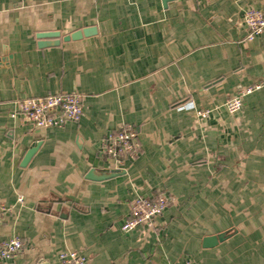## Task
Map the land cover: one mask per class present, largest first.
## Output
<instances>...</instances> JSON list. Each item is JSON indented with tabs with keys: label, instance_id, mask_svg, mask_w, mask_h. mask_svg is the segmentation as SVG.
Masks as SVG:
<instances>
[{
	"label": "crops",
	"instance_id": "crops-1",
	"mask_svg": "<svg viewBox=\"0 0 264 264\" xmlns=\"http://www.w3.org/2000/svg\"><path fill=\"white\" fill-rule=\"evenodd\" d=\"M248 8L264 0H0V242L24 241L0 264H61L62 250L88 264H264V86L225 107L264 82ZM44 31L60 42L40 47ZM71 91L79 122L11 117L23 98ZM124 124L139 152L115 169L102 145ZM161 192L155 223L123 231L134 198Z\"/></svg>",
	"mask_w": 264,
	"mask_h": 264
},
{
	"label": "built area",
	"instance_id": "built-area-1",
	"mask_svg": "<svg viewBox=\"0 0 264 264\" xmlns=\"http://www.w3.org/2000/svg\"><path fill=\"white\" fill-rule=\"evenodd\" d=\"M244 22L248 27L247 38L252 40L264 31V12L258 8H248L244 11ZM264 86L258 82L242 89L238 94L225 102L230 113L239 111L245 97ZM194 109L201 118L210 115L211 109L197 108L193 101L183 105ZM83 116V97L77 91L48 94L45 96L27 97L17 101V107L11 112V117H20L39 128L59 127L67 122H79ZM103 154L112 161L113 168H120L127 160H134L139 152L137 133L133 127L122 125L111 131L103 140ZM23 201V198H19ZM170 201V196L161 192L150 198L137 196L131 203L128 218L122 225V230L129 232L141 225H153L164 212ZM8 206L0 202V212H7ZM24 241L19 236H12L0 242V260H11L21 252ZM61 264H88V258L76 250H62L58 254ZM184 264H193L187 260Z\"/></svg>",
	"mask_w": 264,
	"mask_h": 264
},
{
	"label": "water",
	"instance_id": "water-1",
	"mask_svg": "<svg viewBox=\"0 0 264 264\" xmlns=\"http://www.w3.org/2000/svg\"><path fill=\"white\" fill-rule=\"evenodd\" d=\"M164 2H166L167 0H163ZM96 32V28L95 27H86L83 28L81 30H77L69 35L64 36V40H70V39H80L83 36H87V35H91L93 33ZM60 35L61 33L59 31H44V32H39L37 34V37L40 39L39 42V46L43 47V46H49V45H54V44H58L60 42ZM37 146L34 145L33 147H31L24 159H23V165H26L30 158L32 157V155L34 154V152L36 151ZM223 238L222 235L219 236H212L206 239L205 241V245L206 246H211L212 244L217 243V241L221 240Z\"/></svg>",
	"mask_w": 264,
	"mask_h": 264
}]
</instances>
